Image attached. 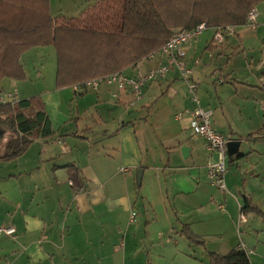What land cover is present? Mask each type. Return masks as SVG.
<instances>
[{"label":"crops","instance_id":"1","mask_svg":"<svg viewBox=\"0 0 264 264\" xmlns=\"http://www.w3.org/2000/svg\"><path fill=\"white\" fill-rule=\"evenodd\" d=\"M97 1L48 0L49 12L74 18ZM254 9L255 25L235 27L225 43L206 28L187 48L200 105L230 139L224 191L208 179L215 155L188 129L193 103L174 72L131 105L113 86L57 88L52 45L20 56L25 79L3 78L0 90L39 97L53 133L0 161V226L15 229L0 237V264H210L207 251L240 246L250 264H264V220L241 213L244 197L264 212V2ZM183 225L205 246L188 241Z\"/></svg>","mask_w":264,"mask_h":264},{"label":"trees","instance_id":"2","mask_svg":"<svg viewBox=\"0 0 264 264\" xmlns=\"http://www.w3.org/2000/svg\"><path fill=\"white\" fill-rule=\"evenodd\" d=\"M264 0H98L78 17H52L48 0H0V81L25 79L20 56L35 46L56 50V87L130 69L162 47L180 29L244 26ZM10 138L3 143L5 134ZM51 123L39 97L0 105V161L23 153L37 137H49ZM257 134H260L258 131ZM139 185V184H138ZM264 212L244 197L241 213ZM191 243L205 241L183 225ZM210 264H250L243 248L225 255L207 251Z\"/></svg>","mask_w":264,"mask_h":264},{"label":"built area","instance_id":"3","mask_svg":"<svg viewBox=\"0 0 264 264\" xmlns=\"http://www.w3.org/2000/svg\"><path fill=\"white\" fill-rule=\"evenodd\" d=\"M255 21L256 11L253 9L247 15L246 25L253 26L255 25ZM206 28V23L202 22L189 30H176L162 47L148 55L143 61L132 66L130 72L124 70L107 76L93 78L76 87L96 91L103 85L113 86L117 91H128L133 99L130 103L132 105L133 101L141 98L144 88L149 83L165 79L169 73L174 72L186 84L188 97L193 103V108L187 111L189 115L188 129L194 136L201 137L210 153L215 155V158L211 159L206 165L208 179L213 185L224 191L226 190L227 145L230 139L228 136L215 130L212 110L205 109L200 105L197 96V83L192 79L193 69L186 63L188 45L195 41ZM235 34L234 26L216 28L213 40L218 44H223L229 36ZM153 60L156 61V65L144 68V61ZM112 95L113 97H117L116 93ZM16 101H18V94L15 89L8 92L0 90V105ZM175 119H182V114L177 113ZM68 183L73 187L75 186L72 180H69ZM131 218L132 220L136 218L134 211H131ZM14 233V227L0 226V237L11 236ZM238 248L243 247L240 246Z\"/></svg>","mask_w":264,"mask_h":264},{"label":"water","instance_id":"4","mask_svg":"<svg viewBox=\"0 0 264 264\" xmlns=\"http://www.w3.org/2000/svg\"><path fill=\"white\" fill-rule=\"evenodd\" d=\"M188 151H189V147H187V146H182L181 147V152H182L183 156L186 157L188 155ZM141 178H142V169H139L138 172H137V180H138L139 184L141 183Z\"/></svg>","mask_w":264,"mask_h":264},{"label":"rangeland","instance_id":"5","mask_svg":"<svg viewBox=\"0 0 264 264\" xmlns=\"http://www.w3.org/2000/svg\"><path fill=\"white\" fill-rule=\"evenodd\" d=\"M259 9H261L260 6H259ZM203 33H204V32H203ZM201 35H202V34H201ZM201 35H200V36H201ZM200 36H199V37H200ZM199 37H198V38H199ZM239 58H240V59H239V62H238V63H241V60H242L243 57L239 55ZM237 59H238V58H237ZM236 63H237V62H236ZM236 66H237V64H236ZM237 67H239V66H237ZM226 167L228 168V166H226ZM136 185H137V183H136ZM140 188H141V186H138V187H137V189H140ZM217 189H219V188L217 187ZM219 190H220V189H219ZM223 193H224V192H223ZM133 211L136 213V218H137V216H138V209H137V207H134V210H133ZM139 214H140V213H139ZM256 215H257V214H256ZM258 216H259V215H258ZM259 217H260V216H259ZM236 224H237V223H235V225H236ZM236 228H237V226H236ZM236 228H235V229H236ZM245 235H246V234H245ZM246 236H247V235H246ZM238 238H239V237H238ZM247 238H248V237H247Z\"/></svg>","mask_w":264,"mask_h":264}]
</instances>
